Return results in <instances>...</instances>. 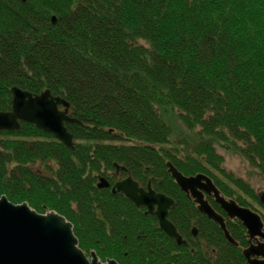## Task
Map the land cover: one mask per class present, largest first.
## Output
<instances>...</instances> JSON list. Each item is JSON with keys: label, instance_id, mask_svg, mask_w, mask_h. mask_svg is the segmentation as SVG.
I'll use <instances>...</instances> for the list:
<instances>
[{"label": "trees", "instance_id": "1", "mask_svg": "<svg viewBox=\"0 0 264 264\" xmlns=\"http://www.w3.org/2000/svg\"><path fill=\"white\" fill-rule=\"evenodd\" d=\"M14 86L64 99L79 124H65L74 149L26 123L0 132V197L62 215L79 248L101 262L246 264L241 223L226 219L238 246L227 244L166 163L186 176L206 174L242 207L261 206L248 185L225 175L214 142L264 177V0H0V112L11 109ZM156 103L199 129L193 154L164 149L171 129ZM49 162L56 165L50 176L31 168ZM114 164L126 171L114 175ZM98 174L109 188H96ZM127 176L174 200L168 220L186 246L145 209L111 194Z\"/></svg>", "mask_w": 264, "mask_h": 264}, {"label": "water", "instance_id": "2", "mask_svg": "<svg viewBox=\"0 0 264 264\" xmlns=\"http://www.w3.org/2000/svg\"><path fill=\"white\" fill-rule=\"evenodd\" d=\"M57 19L51 16V24ZM11 109L0 112V132H14L20 129V122L32 124L43 133L52 135L67 148L74 149L73 137L65 124H77L78 120L69 116V103L51 95L45 90L32 94L12 87ZM167 172L179 190L197 206L199 213L216 224L226 242L237 246L230 236L225 218L215 212L205 196H210L229 220H237L246 230L250 245L242 251L246 264H264V224L259 214L242 207L233 199L221 195L213 182L204 175L184 176L167 163ZM115 172H125V168L114 164ZM110 187L108 180L100 177L97 189ZM111 194H122L137 209L145 208L146 215L156 218L159 230L177 246H186V241L178 234L168 220V212L174 201L164 194L155 192L148 184L145 188L130 176L115 182ZM258 194V201L264 207V191ZM196 235V229L192 228ZM253 241L255 242L253 244ZM252 242V243H251ZM0 264H118L115 260L101 262L92 251L89 257L79 248L72 224L62 215L50 211L39 214L27 203L13 204L5 196L0 197Z\"/></svg>", "mask_w": 264, "mask_h": 264}, {"label": "rangeland", "instance_id": "3", "mask_svg": "<svg viewBox=\"0 0 264 264\" xmlns=\"http://www.w3.org/2000/svg\"><path fill=\"white\" fill-rule=\"evenodd\" d=\"M139 43L143 44L142 42H139ZM161 104L162 103H156V109L159 111V114L162 116L164 121L166 123H168V125L170 126V129H171L169 141L164 146V149L173 155H177L179 158H183L187 155L193 154L192 150H194L195 145L198 144V141H197L198 137L197 136H200L199 135V129L198 128H195L193 130L187 129L183 125V123L179 120L177 111L172 110V108L168 105L166 106V105H161ZM2 139H4V137L0 136V141ZM26 140H28V139H26ZM125 144H129V143L125 142ZM214 148H215L216 154L218 156H220L222 159L220 167L224 171L226 176H229L228 174H230L235 179L241 180L246 185H248L249 188H251L253 190V192H255V193H261L264 191V177L261 176V174L257 171L256 168L249 165L243 158L240 157V155L235 150L228 149L229 147L225 143L216 141V142H214ZM47 167H48V169L44 170L43 166L39 163L31 165V168L34 171L40 172L43 175L50 176V175H52L51 171L56 169V165L54 164V162H49ZM166 168H167V166H166ZM114 169H115V167H114ZM121 172H123V171H121ZM115 174H117V173H114V175ZM97 177L98 178L96 180V183L98 182V179L100 177H104L106 180H108V177L106 174H104V175L98 174ZM221 178L223 179L224 182H229V180H227L226 178H224V177H221ZM148 184H150V183H148ZM140 187H142V186H140ZM150 187H151V185H150ZM246 200L249 201V199H247V198H246ZM254 208H255L256 213H258L261 217L264 216V210H263L262 206H257V204H256V205H254ZM254 243L255 242L253 241V244ZM86 256L89 257V255H86Z\"/></svg>", "mask_w": 264, "mask_h": 264}, {"label": "flooded vegetation", "instance_id": "4", "mask_svg": "<svg viewBox=\"0 0 264 264\" xmlns=\"http://www.w3.org/2000/svg\"><path fill=\"white\" fill-rule=\"evenodd\" d=\"M116 176L118 175V174H115ZM120 180H122V179H120ZM117 181H119V180H117ZM116 181V182H117ZM115 183V182H114ZM155 191V190H154ZM156 192V191H155ZM158 193V192H157ZM185 195V194H184ZM186 196V195H185ZM188 197V196H187ZM189 198V197H188ZM205 198H206V200L208 201V203L210 204V201H209V199L210 200H212L213 201V199L210 197V196H205ZM190 199V198H189ZM193 202V201H192ZM214 202V201H213ZM175 203V202H174ZM194 203V202H193ZM195 204V203H194ZM214 204H215V202H214ZM217 205V204H216ZM196 206V205H195ZM210 206L212 207V205L210 204ZM217 207L219 208V206L217 205ZM213 208V207H212ZM196 209H197V206H196ZM214 209V208H213ZM171 210V209H170ZM169 210V211H170ZM215 210V209H214ZM219 210H220V208H219ZM198 211V210H197ZM221 211V210H220ZM199 212V211H198ZM215 212H217L216 210H215ZM169 213V212H168ZM218 214H220L219 212H217ZM199 214H201V213H199ZM224 214V213H223ZM202 215V214H201ZM221 215V214H220ZM202 216H204V215H202ZM221 216H223L224 218H225V224H226V219H228L226 216H224V215H221ZM167 218H168V216H167ZM229 220V219H228ZM231 221V220H230ZM175 227V226H174ZM227 227V226H226ZM177 230V229H176ZM196 235H197V232H196ZM192 236H193V234H192ZM184 240V239H183ZM252 243V242H251ZM250 245V242L248 241V246ZM247 246V247H248ZM246 262V261H245Z\"/></svg>", "mask_w": 264, "mask_h": 264}, {"label": "bare ground", "instance_id": "5", "mask_svg": "<svg viewBox=\"0 0 264 264\" xmlns=\"http://www.w3.org/2000/svg\"><path fill=\"white\" fill-rule=\"evenodd\" d=\"M20 123H23V122H20ZM77 124H79V123H77ZM30 125H32V124H30ZM34 126V125H33ZM3 132H7V131H3ZM69 149H71V148H69ZM126 170V169H125ZM177 170V169H176ZM178 171V170H177ZM178 172H180V171H178ZM114 173H116V172H114ZM181 173V172H180ZM182 174V173H181ZM197 174H201V175H204V176H207L206 174H204V173H197ZM197 174H195V175H197ZM182 175H184V174H182ZM184 176H186V175H184ZM189 176H194V175H189ZM188 177V176H187ZM211 181H212V179L209 177V176H207ZM172 179V178H171ZM213 182V181H212ZM214 184V183H213ZM234 200V199H233ZM235 201V200H234ZM236 202V201H235ZM23 203H25V202H23ZM237 203V202H236ZM238 204V203H237ZM197 235H193V237H196ZM186 245H187V243H186ZM238 246V245H237ZM237 246H235V247H237ZM179 247V246H178Z\"/></svg>", "mask_w": 264, "mask_h": 264}]
</instances>
